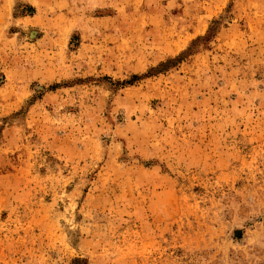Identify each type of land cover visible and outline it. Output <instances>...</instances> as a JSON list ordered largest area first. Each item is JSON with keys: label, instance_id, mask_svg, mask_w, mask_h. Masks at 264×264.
Masks as SVG:
<instances>
[{"label": "rangeland", "instance_id": "374dc122", "mask_svg": "<svg viewBox=\"0 0 264 264\" xmlns=\"http://www.w3.org/2000/svg\"><path fill=\"white\" fill-rule=\"evenodd\" d=\"M0 264H264V0H0Z\"/></svg>", "mask_w": 264, "mask_h": 264}]
</instances>
